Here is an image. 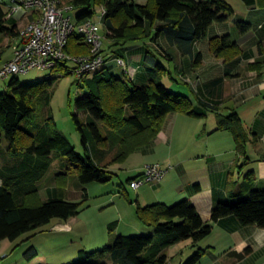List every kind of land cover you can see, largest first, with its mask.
Segmentation results:
<instances>
[{
	"label": "trees",
	"instance_id": "trees-1",
	"mask_svg": "<svg viewBox=\"0 0 264 264\" xmlns=\"http://www.w3.org/2000/svg\"><path fill=\"white\" fill-rule=\"evenodd\" d=\"M62 1L81 8L77 21L92 18L96 9L102 8L105 12L102 16L103 37L109 40L110 49L136 40L156 42L158 37H163L182 55L191 56L193 66L202 60V54L194 51L195 43L206 37L211 24L226 21L234 11L225 0H146L144 4L133 0ZM242 1L253 5L258 0ZM2 5L0 0V34L15 37L18 27L7 17ZM250 26L246 21L236 23L241 34ZM210 45L213 53L225 60L240 51L229 34L211 38ZM65 52L87 54L89 48L80 35L73 33ZM165 57L169 56L158 49L145 51L148 80L141 86L133 84L126 74L123 78L115 76L107 64L80 80L75 78L76 85L86 91L74 101L76 110L84 113L85 120L72 114L80 134L81 153L53 124L50 100L56 77L31 84L20 83L17 75L11 77L7 90L0 92V143L7 141L5 153L10 159L0 166V240L15 242L27 233L26 239H29L53 219L67 221L78 215L87 198L85 185L109 182L114 175L113 166L122 164L132 153L149 144L162 129L169 113L201 117L206 110L217 108L218 104L201 99L195 106L188 95L169 90L161 82L162 75L168 74L171 80L179 81L167 67ZM262 62L256 61L250 67L258 69ZM52 70L72 73L68 61L59 63ZM215 130L230 131L238 154L245 158L247 132L236 112L218 114ZM64 157L69 160L64 164L65 170L55 174L54 188L43 199L38 182L55 159ZM71 172L76 174L82 186V198L77 201L67 198ZM141 176L142 173L128 181L131 183ZM254 182L253 171H248L238 183L248 193L215 202L210 222L201 219L187 198L172 204H138L136 215L140 222L152 228L151 234L117 235L104 249L80 250L79 259L65 264H169L173 258L167 254L170 246L187 239L191 240V246H196L212 232V222L229 215L236 217L241 225L264 228V185L255 186ZM195 187L197 189V185ZM115 226L116 221L109 224L111 229ZM17 245L14 244L12 249ZM250 250L246 247L235 252L236 257L243 258ZM205 251L197 248L180 264H197ZM23 255L30 261L37 256V251L30 246Z\"/></svg>",
	"mask_w": 264,
	"mask_h": 264
},
{
	"label": "crops",
	"instance_id": "crops-1",
	"mask_svg": "<svg viewBox=\"0 0 264 264\" xmlns=\"http://www.w3.org/2000/svg\"><path fill=\"white\" fill-rule=\"evenodd\" d=\"M133 1L140 4L146 2ZM240 1V12L233 9L226 21L211 24L206 37L195 43L194 51L202 54V60L196 66H193L191 56L182 55L163 37H158L156 42L147 39L132 41L123 47L110 49L106 55L103 53L105 64L110 66L115 76L123 78L126 74L133 84L141 86L148 80L144 53L149 49H158L169 56L163 58L167 67L175 65L177 74H180L178 76L188 82L186 84L189 86V93L185 95L190 97L195 106L200 99L218 104L217 108L206 110V114L201 117H192L181 112L169 113L157 136L123 162L128 168L138 167V174L143 172L144 165L148 163H159L168 169L160 181L148 183L152 188L151 195L143 189L138 192L137 201L141 206L155 202L172 204L177 202L176 199L179 201V198L186 197L193 203L201 219L210 222L215 202L242 197L248 193L238 186L248 171H253L255 186L264 185V2L258 0L253 5H246ZM9 18L16 23L15 17ZM238 21L250 23V29L239 33L236 27ZM225 34L230 35L240 50L238 55L227 60L217 57L210 45L211 38ZM16 36L0 34V58L7 48L12 54L11 45ZM117 58L124 60L127 69L118 64ZM259 60H263L260 68L250 67ZM232 112L238 114L247 132L245 158L238 154L236 141L230 131L215 130L217 115ZM8 160L10 159L5 151L0 150V166ZM236 164L242 166L237 167ZM235 168H238L242 178L238 176L235 179ZM1 183L0 178V185ZM54 185L53 182L45 189L47 194L52 192ZM69 219L52 223L53 219L49 224L52 223V229L64 231L70 229ZM118 222L116 221V226L119 225ZM132 223L131 227L139 230L141 234H151V231L142 229L138 223ZM212 225V232L196 246H191L189 239L170 246L167 254L169 258H173L169 264H175V259L177 264L183 263L197 248L206 250L197 264H264V228L241 225L233 215L212 222ZM9 242V248L18 244L16 241ZM246 247L251 249L249 254L237 258L236 253ZM187 248L189 249L186 252ZM39 262L49 263L39 259L37 252V256L29 264Z\"/></svg>",
	"mask_w": 264,
	"mask_h": 264
},
{
	"label": "rangeland",
	"instance_id": "rangeland-1",
	"mask_svg": "<svg viewBox=\"0 0 264 264\" xmlns=\"http://www.w3.org/2000/svg\"><path fill=\"white\" fill-rule=\"evenodd\" d=\"M227 1L234 10L237 12L241 11L242 4L240 0ZM2 3L4 10L8 11V1L2 0ZM80 11L81 8H74L70 12L73 20H76V16ZM100 18L101 8L98 7L92 19L99 22ZM23 23V21H16L17 26H21ZM100 23L102 25V22ZM100 33L103 35L102 28ZM109 43V40L103 37L102 50L105 55L110 50ZM11 56L10 49H5L0 58L1 67L10 60ZM68 63L72 67L71 62ZM170 69L172 75L178 79L179 83L176 84L175 81L171 80L168 74L162 75L161 82L173 92L188 94L189 86L178 76L175 65L171 64ZM11 77L0 79V92L7 90V84ZM53 77H56V81L50 100V108L54 119V127L68 138L77 152L81 153L80 134L72 114H78L81 120H85L84 113L76 110L74 101L77 97L83 96L86 91L76 85L75 76L72 73L62 74L55 70L37 68L18 75L19 82L22 84H31ZM7 145V141L3 140L0 143V150L5 151ZM68 161L67 157L57 158L53 161L47 173L38 183L39 193L42 198L47 197L45 189L55 182V174L57 172L65 170L64 164L68 163ZM137 168H128L123 163L116 164L114 165V175L109 182H91L85 185L87 198L82 205L81 212L69 219L70 229H65L64 231L52 229L51 224L58 221V219H54L51 224L43 226L42 231L39 230L35 236L26 239L29 234L22 235L16 241L18 246L13 249L12 247L9 248L10 242L8 240L0 241V264H29L23 254L31 244L35 246L39 259L46 260L50 264H65L79 259L80 250L92 252L104 249L107 244H112V239L117 235H140L139 230L131 227L132 222L138 223L142 229L153 231L152 228L140 222L136 215L138 192L143 189L148 195L152 194V188L148 183L143 184L139 189L131 187L128 179L140 172ZM234 171L235 179L238 176L242 178L238 173V168H235ZM80 185L76 174L71 172L67 187V198L69 200L77 201L82 198V186ZM176 200L178 201V199ZM179 200L181 199L179 198ZM114 221H119V225L111 229L109 224ZM8 242L9 244L7 245ZM188 249H186V252ZM174 262L177 264L176 259Z\"/></svg>",
	"mask_w": 264,
	"mask_h": 264
},
{
	"label": "built area",
	"instance_id": "built-area-1",
	"mask_svg": "<svg viewBox=\"0 0 264 264\" xmlns=\"http://www.w3.org/2000/svg\"><path fill=\"white\" fill-rule=\"evenodd\" d=\"M8 17L23 21L18 27L16 40L11 45L12 56L0 68V79L26 73L31 69H55L61 62H71V72L77 79L98 70L105 64L101 53V23L104 10L101 8L100 21L92 18L73 20L70 12L74 7L62 0H8ZM77 33L88 46L87 54L65 52L69 36ZM125 69V62L117 58ZM167 168L159 163L144 165L142 176L130 183L136 189L143 183L160 181Z\"/></svg>",
	"mask_w": 264,
	"mask_h": 264
}]
</instances>
